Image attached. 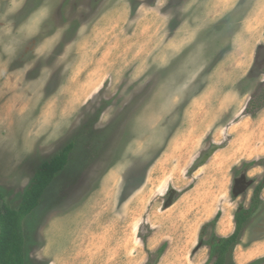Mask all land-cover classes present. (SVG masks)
Listing matches in <instances>:
<instances>
[{
    "label": "rangeland",
    "instance_id": "rangeland-1",
    "mask_svg": "<svg viewBox=\"0 0 264 264\" xmlns=\"http://www.w3.org/2000/svg\"><path fill=\"white\" fill-rule=\"evenodd\" d=\"M263 96L264 0H0L7 205L77 141L26 263L207 264L203 227L221 213L203 241L232 235L264 176ZM262 200L235 264H264Z\"/></svg>",
    "mask_w": 264,
    "mask_h": 264
},
{
    "label": "trees",
    "instance_id": "trees-1",
    "mask_svg": "<svg viewBox=\"0 0 264 264\" xmlns=\"http://www.w3.org/2000/svg\"><path fill=\"white\" fill-rule=\"evenodd\" d=\"M263 106L264 96L252 99L248 109L252 113L259 111ZM76 148L77 141H71L53 157L40 165L17 209L7 205L4 194L0 192V264H27L24 221L40 207L46 192L57 176L70 165ZM211 155V151L204 152L195 163L194 170L206 165L207 159ZM263 190L264 176L253 190L250 206L248 208L242 206L236 211L234 215L235 231L232 235L219 237L213 233L208 241H203L206 228L212 227L215 229L217 222L221 218V213H218L211 223L203 227L200 244L209 248L207 264H235L233 260L234 250L242 242V235L246 225L263 204ZM163 253L164 247L158 251L159 258Z\"/></svg>",
    "mask_w": 264,
    "mask_h": 264
}]
</instances>
